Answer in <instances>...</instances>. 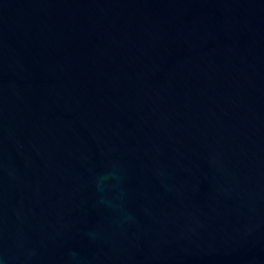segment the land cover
<instances>
[{
  "label": "water",
  "instance_id": "obj_1",
  "mask_svg": "<svg viewBox=\"0 0 264 264\" xmlns=\"http://www.w3.org/2000/svg\"><path fill=\"white\" fill-rule=\"evenodd\" d=\"M0 264H264V0H0Z\"/></svg>",
  "mask_w": 264,
  "mask_h": 264
}]
</instances>
